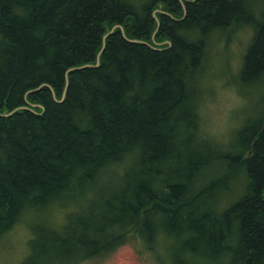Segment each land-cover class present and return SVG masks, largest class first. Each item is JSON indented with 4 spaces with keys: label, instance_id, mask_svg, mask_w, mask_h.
Returning a JSON list of instances; mask_svg holds the SVG:
<instances>
[{
    "label": "trees",
    "instance_id": "obj_1",
    "mask_svg": "<svg viewBox=\"0 0 264 264\" xmlns=\"http://www.w3.org/2000/svg\"><path fill=\"white\" fill-rule=\"evenodd\" d=\"M240 25L235 80L261 83V115L216 147L204 61ZM36 210L49 225L18 264H74L132 236L154 251L163 228L182 236L167 264H264V0H0V237Z\"/></svg>",
    "mask_w": 264,
    "mask_h": 264
},
{
    "label": "rangeland",
    "instance_id": "obj_2",
    "mask_svg": "<svg viewBox=\"0 0 264 264\" xmlns=\"http://www.w3.org/2000/svg\"><path fill=\"white\" fill-rule=\"evenodd\" d=\"M250 36V28L240 25L225 28L210 37L200 84L198 113L202 138L212 142V145L216 147L218 145L210 137L226 144L227 148L235 130L245 120H257L261 115V83L246 85L235 80ZM237 145L234 146L237 147ZM208 170L211 171V169ZM221 171H223L222 166L214 167L215 173ZM231 187L232 195L227 194L223 200L235 199L242 192L244 181L241 173L232 179ZM61 212H64V208L53 209L50 213L51 218L57 221V216ZM42 216L43 210L23 214L2 234L0 264H18L25 256L31 227L46 229L49 225ZM60 218L63 223L66 221L63 213L60 214ZM163 229L162 245L154 251H150L139 238L132 236L110 251L84 258L74 264H167L170 251L174 250L173 253L179 251L178 246L182 236H176L170 230ZM43 260L33 259L31 264H45L47 258L43 256ZM192 264L208 263L195 261ZM209 264H217V262Z\"/></svg>",
    "mask_w": 264,
    "mask_h": 264
},
{
    "label": "water",
    "instance_id": "obj_3",
    "mask_svg": "<svg viewBox=\"0 0 264 264\" xmlns=\"http://www.w3.org/2000/svg\"><path fill=\"white\" fill-rule=\"evenodd\" d=\"M156 25H157V23H156ZM114 26H118V28L122 31V28H121V26L119 25V24H114L107 32H105L104 33V36L106 35V34H108L109 32H111V30H112V28L114 27ZM132 40H136V39H132ZM100 50H101V48H100ZM99 50V51H100ZM98 54H99V52H97V54H96V60H95V63H94V65H96L97 63H98V60H97V58H98ZM84 65H89V64H81V65H78V66H74V67H71V69L72 68H80V67H82V66H84ZM68 69H70V68H68ZM66 82V81H65ZM47 86L50 88V91H51V93H52V89H51V87L47 84ZM39 87V85L38 86H36V87H34V88H32V89H28L27 91H32V90H35V89H37ZM53 94V93H52ZM61 98H59V99H57V101H59ZM38 106L39 104H31V103H29L28 101H26L25 100V105H22V106H24V107H26V108H28V109H31V107L30 106ZM18 107H20V106H18ZM15 109V108H14ZM14 109H12V110H9V111H7V112H4V113H1V114H4V115H7V114H9V113H11Z\"/></svg>",
    "mask_w": 264,
    "mask_h": 264
}]
</instances>
